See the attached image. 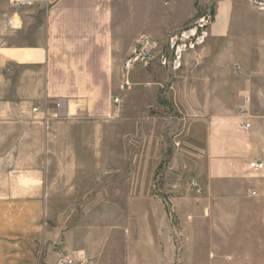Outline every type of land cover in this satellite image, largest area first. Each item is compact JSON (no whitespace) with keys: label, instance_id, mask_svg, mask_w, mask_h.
Listing matches in <instances>:
<instances>
[{"label":"rangeland","instance_id":"1","mask_svg":"<svg viewBox=\"0 0 264 264\" xmlns=\"http://www.w3.org/2000/svg\"><path fill=\"white\" fill-rule=\"evenodd\" d=\"M219 1H180L182 15L175 16L172 0H110L108 50L96 45L77 57L62 50L66 89L59 100L67 102V117L55 120L56 137L41 146L39 264L65 257L89 264H264V170L248 171L239 184L216 182L209 170L216 120L247 151L254 132L264 136L254 125L264 113L259 0H226L222 31L212 27L178 71L156 62L122 70L145 37L165 46L204 14L216 25ZM51 6L47 0L17 14ZM9 12V0H0V44L17 42L5 33ZM55 102L42 114L51 117Z\"/></svg>","mask_w":264,"mask_h":264},{"label":"crops","instance_id":"2","mask_svg":"<svg viewBox=\"0 0 264 264\" xmlns=\"http://www.w3.org/2000/svg\"><path fill=\"white\" fill-rule=\"evenodd\" d=\"M48 1L52 6L46 12L32 8L14 15L17 29H7L9 14L4 21L7 37L16 38L17 42L0 44V264H39L35 249L44 234L40 221L45 190L40 182L45 174L41 155L46 149L41 146L54 140L59 123L52 121L45 126L43 114H33L32 108H45L65 96L60 67L62 50H70L67 55L77 57L81 50L96 45L105 52L109 48L110 0ZM180 1L183 0H172L170 11L175 16L182 15L178 13ZM193 2L188 0L192 6ZM224 3L226 0L217 5L216 25H210L209 37L211 31L223 29L228 14ZM188 8L187 17L194 12ZM261 117L254 125L264 128V113ZM225 129L222 118L214 122L209 170L216 182L229 179L243 183L251 171L245 160L264 164V136L254 132L247 151ZM228 205L240 208L242 202Z\"/></svg>","mask_w":264,"mask_h":264},{"label":"built area","instance_id":"3","mask_svg":"<svg viewBox=\"0 0 264 264\" xmlns=\"http://www.w3.org/2000/svg\"><path fill=\"white\" fill-rule=\"evenodd\" d=\"M46 2L47 0H9L10 13L6 18L7 29H17L18 25L14 22L13 17L20 9L45 5ZM255 3L260 9L264 7V0L255 1ZM211 23L210 14L201 15L190 26L170 36L165 46L159 45L154 39L149 37L141 39L124 61L122 70L128 73L135 67H147L151 63L156 62L162 68L178 71L182 66L184 55L189 51H194L206 42L209 37ZM118 101L116 98L115 102L118 103ZM66 107L64 100H57L51 117L43 114V116L45 115L42 120L43 124L48 125L52 119L55 121L66 118ZM31 111L33 114L42 113L38 107H33ZM243 129L249 130L250 124L245 123ZM248 168L251 171L258 172L264 169V164L254 160L248 164ZM251 195L254 196L255 192H252ZM57 264H89V262L86 259L77 261L74 258L65 257L59 259Z\"/></svg>","mask_w":264,"mask_h":264}]
</instances>
